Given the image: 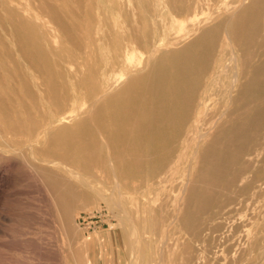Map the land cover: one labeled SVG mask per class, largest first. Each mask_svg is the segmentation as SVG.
Returning <instances> with one entry per match:
<instances>
[{
	"label": "bare ground",
	"instance_id": "1",
	"mask_svg": "<svg viewBox=\"0 0 264 264\" xmlns=\"http://www.w3.org/2000/svg\"><path fill=\"white\" fill-rule=\"evenodd\" d=\"M124 165L163 195L148 264H264V0H0V185L37 179L62 253L82 203L132 223Z\"/></svg>",
	"mask_w": 264,
	"mask_h": 264
},
{
	"label": "rangeland",
	"instance_id": "2",
	"mask_svg": "<svg viewBox=\"0 0 264 264\" xmlns=\"http://www.w3.org/2000/svg\"><path fill=\"white\" fill-rule=\"evenodd\" d=\"M205 14H207V12H205ZM135 54V58H137L136 60H138L142 66L144 60L142 51L139 50L138 53ZM123 84L124 82L120 83V85L117 86V89L121 88ZM100 169L101 168L98 170L100 171ZM94 170L92 171L93 173L90 172L93 175L79 170L75 171L79 174V176H82L91 182L96 178L94 175H97V172H99L96 171V169ZM102 170L104 173L101 172ZM101 171V173L99 172L98 176L102 178V174H104L105 177L103 176V180L101 181L102 185L99 184V186L105 188L106 191L108 190V193H112L114 188H116V182H114L115 179L113 174L108 169H101ZM29 173L30 172L27 169L22 168L18 171L15 169V176L6 178L7 180L5 179L4 184L0 185V251L7 256H10V258H13H11V264H59L60 262L62 264H89L88 242L90 234L80 226L78 223V218L81 214L99 209L100 207L108 211L110 214L111 223L109 227L111 230H115L117 233L121 264H135V258H133L134 256H139V260H135L137 264H148V262L142 258L143 255H152L157 253V251L160 252V250L165 251V247L161 245V242L165 240L166 234V225L164 224V221L157 224V233L152 236L146 229V226L148 225L149 214L143 212L144 207H158L161 204L163 195L158 196L157 194L153 193V190H148L144 182L135 176L129 166L124 165L118 168V171L116 172V180L120 186L119 190L116 188L114 192L117 194L120 193L119 199H121L123 206H125L123 207L124 211L132 216V223L125 219L126 215L122 210H115L116 212L112 211L106 205H104L103 202H97L95 205H88L89 208L84 206L83 203V205L80 203L83 208L78 209V211V206H76L77 212L76 210L74 211L76 213H73L74 216L71 223V226L73 225L72 227L76 231V238L74 236L71 241H69L70 239H67L70 244V250L67 248V250L63 251L62 253L56 249L57 247L55 248V246L58 245V240L60 241V237L62 238V236L58 234L59 232L56 231L57 229L52 223L50 204L47 202L45 196L43 198V192L40 189L37 179H33L31 173L30 175ZM112 185L114 187H112ZM144 195L146 197H144ZM133 223L135 225L139 223V225L136 227L139 229L137 230V234L140 236V240L138 247L135 244L132 248V236L131 233H129L131 232L129 225L131 226ZM27 241L28 243L26 244ZM28 246L30 249H28ZM31 248L33 250H31ZM71 253L76 255V263L72 258L69 257V254L71 255ZM33 258L35 260H33ZM0 264L5 263L3 260H0ZM162 264L167 263L164 261Z\"/></svg>",
	"mask_w": 264,
	"mask_h": 264
},
{
	"label": "crops",
	"instance_id": "3",
	"mask_svg": "<svg viewBox=\"0 0 264 264\" xmlns=\"http://www.w3.org/2000/svg\"><path fill=\"white\" fill-rule=\"evenodd\" d=\"M117 233L105 227L89 235V264H121Z\"/></svg>",
	"mask_w": 264,
	"mask_h": 264
},
{
	"label": "built area",
	"instance_id": "4",
	"mask_svg": "<svg viewBox=\"0 0 264 264\" xmlns=\"http://www.w3.org/2000/svg\"><path fill=\"white\" fill-rule=\"evenodd\" d=\"M78 223L87 233L91 234L109 227L111 218L109 212L100 207L99 209L81 214L78 218Z\"/></svg>",
	"mask_w": 264,
	"mask_h": 264
}]
</instances>
